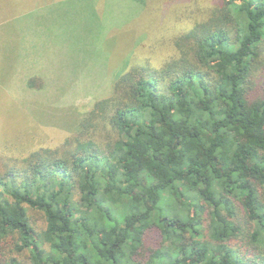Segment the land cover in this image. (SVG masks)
I'll return each mask as SVG.
<instances>
[{"label": "trees", "instance_id": "1", "mask_svg": "<svg viewBox=\"0 0 264 264\" xmlns=\"http://www.w3.org/2000/svg\"><path fill=\"white\" fill-rule=\"evenodd\" d=\"M174 45L63 148L0 157V264H264V0L205 2Z\"/></svg>", "mask_w": 264, "mask_h": 264}, {"label": "rangeland", "instance_id": "2", "mask_svg": "<svg viewBox=\"0 0 264 264\" xmlns=\"http://www.w3.org/2000/svg\"><path fill=\"white\" fill-rule=\"evenodd\" d=\"M12 2L26 24L4 27L12 29L14 42L0 53L32 64L18 65L17 71L12 64L11 71L19 80L26 76L32 100L20 103L27 100L22 97L9 105L5 87L0 88V157L22 158L31 150L63 148L129 67H158L176 57V37L210 0ZM34 218L44 225L40 213L34 212Z\"/></svg>", "mask_w": 264, "mask_h": 264}, {"label": "crops", "instance_id": "3", "mask_svg": "<svg viewBox=\"0 0 264 264\" xmlns=\"http://www.w3.org/2000/svg\"><path fill=\"white\" fill-rule=\"evenodd\" d=\"M12 1L13 0H0V50L1 51L7 50V48H12L11 45L14 42L12 36L13 34H10L12 29L9 28L4 29V27H13V26L23 27L22 25L26 24V23L23 24L21 23L23 20L20 21L21 17L18 16H21L23 13H19L18 10L14 9L15 5ZM74 1H78V0H74ZM8 51L12 52L11 49ZM17 57L18 55L16 54L14 55L10 54L5 57L4 53H2L0 57V88L5 87L8 98V101L6 103L9 105L12 104L14 105L20 102L19 98L22 97H24L27 100L26 102H20V103H27L29 99L32 100V96L30 97L28 96V85L25 79L26 76L22 77L19 80L18 73L16 72L18 65H22L23 67H28V65H32V64L28 63V60L26 59L22 62H18ZM12 64H15L16 66L15 73L11 72Z\"/></svg>", "mask_w": 264, "mask_h": 264}]
</instances>
